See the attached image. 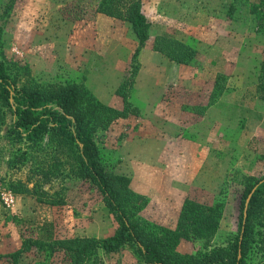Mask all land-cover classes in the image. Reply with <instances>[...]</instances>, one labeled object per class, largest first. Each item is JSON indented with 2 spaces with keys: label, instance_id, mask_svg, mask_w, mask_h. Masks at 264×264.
<instances>
[{
  "label": "rangeland",
  "instance_id": "374dc122",
  "mask_svg": "<svg viewBox=\"0 0 264 264\" xmlns=\"http://www.w3.org/2000/svg\"><path fill=\"white\" fill-rule=\"evenodd\" d=\"M100 2L0 0V59L22 85L75 83L118 111L94 139L108 172L134 193L126 210L146 237L173 245L174 260L227 245L238 234L247 185L264 176L262 0H143L150 36L136 59L131 23L95 14ZM174 42L192 51L188 63L169 57ZM9 122L0 119V264H11L3 256L23 245L19 264H74L65 251L34 243L107 238L119 223L94 184L58 171L69 168L73 149L58 157L48 138L38 151L15 144ZM3 192L14 204H4ZM209 208L216 227L202 231L198 212ZM261 211L247 264H264ZM184 232L189 238L172 244L170 233ZM86 264L142 262L125 247Z\"/></svg>",
  "mask_w": 264,
  "mask_h": 264
},
{
  "label": "trees",
  "instance_id": "16d2710c",
  "mask_svg": "<svg viewBox=\"0 0 264 264\" xmlns=\"http://www.w3.org/2000/svg\"><path fill=\"white\" fill-rule=\"evenodd\" d=\"M143 0H101L95 14L109 17H125L132 25L133 32L139 39V48L135 52V59L141 46L149 39L150 22L142 10ZM264 5V0H262ZM264 18V16H263ZM264 34V29L262 30ZM176 43V42H174ZM169 57L178 63H188L192 57L189 47L176 43ZM2 43L0 41V47ZM263 81L259 90L264 100V64ZM9 72L7 62L0 59V119L5 122L6 115L10 118L8 135L15 144L31 146L35 151L41 142L48 138L47 146L54 148L58 157L76 152L66 168L58 167V171L65 178L75 176L89 180L103 195L109 210L115 215L119 223L116 233L107 238L91 239L76 238L69 241L55 240L48 236L45 240L36 241L38 248H52L68 253L74 264H86L99 251L118 253L125 247H131L140 258L142 264H247L250 251L254 250L256 216L262 214L264 208V176L247 185L241 206V219L236 237L219 248L192 256H179V261L170 255L173 245L164 246L161 242L151 240L144 235L133 215L126 210V200H133L134 193L127 186L118 185L119 177L108 172L106 162L102 157V149L94 139L96 133L109 129L112 121L118 116V111L97 101L83 86L75 83L66 85H50L46 89L22 85ZM121 92V91H120ZM120 95L124 96L123 93ZM132 107V106H130ZM93 120L91 123L90 121ZM56 143V146L53 144ZM68 146V148H67ZM26 156L25 154L21 157ZM57 162L59 158H56ZM122 180V178H121ZM126 198V199H125ZM125 199V203H124ZM249 203L246 210V203ZM184 204L181 222L186 220ZM210 211V212H209ZM213 208L199 211L200 222L195 223L201 230H211L216 227L212 221ZM184 218V219H183ZM172 244L181 237L189 238L187 233H170ZM26 251L23 245L16 252L6 258L11 264H19V259ZM96 261V259H94Z\"/></svg>",
  "mask_w": 264,
  "mask_h": 264
},
{
  "label": "built area",
  "instance_id": "2783aa9c",
  "mask_svg": "<svg viewBox=\"0 0 264 264\" xmlns=\"http://www.w3.org/2000/svg\"><path fill=\"white\" fill-rule=\"evenodd\" d=\"M2 199L4 204L8 207L14 204V197L11 192H3Z\"/></svg>",
  "mask_w": 264,
  "mask_h": 264
},
{
  "label": "crops",
  "instance_id": "0c3cea01",
  "mask_svg": "<svg viewBox=\"0 0 264 264\" xmlns=\"http://www.w3.org/2000/svg\"><path fill=\"white\" fill-rule=\"evenodd\" d=\"M149 102V104H153V103H157L158 102V100L157 101H151V100H149L148 101ZM145 104V103H144ZM154 107H157V106H155V105H153ZM166 118H168V119H170V120H173L174 118L173 117H171V112H168V114L166 115ZM176 118V117H175ZM175 120V119H174ZM171 126H175L174 125V122H172L171 124H170ZM180 126V125H179ZM176 133H177V131H176ZM178 134V133H177Z\"/></svg>",
  "mask_w": 264,
  "mask_h": 264
},
{
  "label": "water",
  "instance_id": "95a60500",
  "mask_svg": "<svg viewBox=\"0 0 264 264\" xmlns=\"http://www.w3.org/2000/svg\"><path fill=\"white\" fill-rule=\"evenodd\" d=\"M248 203H249V199L247 200V203H246L245 215H246V212H247V206H248Z\"/></svg>",
  "mask_w": 264,
  "mask_h": 264
}]
</instances>
